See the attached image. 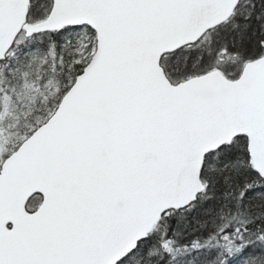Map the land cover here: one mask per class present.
<instances>
[{"label": "snow or ice", "instance_id": "obj_1", "mask_svg": "<svg viewBox=\"0 0 264 264\" xmlns=\"http://www.w3.org/2000/svg\"><path fill=\"white\" fill-rule=\"evenodd\" d=\"M0 264H264V0H0Z\"/></svg>", "mask_w": 264, "mask_h": 264}]
</instances>
